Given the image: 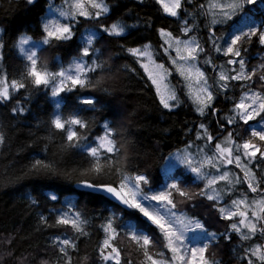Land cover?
I'll use <instances>...</instances> for the list:
<instances>
[{"label": "snow or ice", "instance_id": "obj_1", "mask_svg": "<svg viewBox=\"0 0 264 264\" xmlns=\"http://www.w3.org/2000/svg\"><path fill=\"white\" fill-rule=\"evenodd\" d=\"M28 5H35L38 0H26ZM142 2V0H141ZM163 10L172 17H179L181 10L186 15H191L186 4L192 0H156ZM261 4L264 7V0H208L207 11L202 15L210 17L208 40L216 53H223L228 57L225 64L232 67L226 68L225 64L217 65L211 58H206L204 63L211 66L216 72V79L209 84L205 71L198 66L199 56L204 52L195 36H188L191 26L181 29L186 38L174 36L171 32L159 29L163 37V53L175 71L183 78L187 87V95L195 105V110L204 116L206 110L217 114L220 110L214 107V101L219 94H226L233 86L232 82H241L239 86L245 89L232 109L233 115L225 117L224 122L218 120L221 128L226 125L240 126L248 125L251 129L247 139L241 137L242 143L233 139V132L227 131L223 140L219 135H214L201 122L196 132V139L203 140L204 144H196V151L193 153L189 144L183 150L170 154L180 165L185 166L196 178L203 181V187L199 192H192L181 187L175 177L168 170L170 183L165 184L159 190H154L150 185L149 177L138 170L124 169V153L122 149L127 143L122 137V127L111 125L109 122L103 124V134L91 135L93 121L73 111L64 116L61 109L63 94L73 93L79 88L100 89L107 92L103 87L106 79H111L109 61L102 58L100 48L94 46L97 38H121L130 27L117 18L111 23L101 20L109 12V6L105 0H62L56 5L48 0L47 12L39 17L38 28L39 38L33 40L29 35L21 34L15 42L14 47L26 61V73L20 79H9L7 74H0V101L12 99L13 92L24 89L27 94L33 90L46 89L50 91L56 111L48 121L49 136L59 135L61 152L76 150L81 153L87 167L79 170L61 168L56 161H45L36 159L30 166L28 174L46 176H63L65 178L78 175L80 178L75 182L83 189L91 193L111 198L126 209L135 210L146 221L151 222L162 235V241H156L146 234H138L131 228L124 232L130 242L140 251L143 257L142 264H215L206 257L209 242L215 240L216 234L209 233L205 225L197 218L189 217L179 212V202L191 201L197 195L214 201L213 207L222 220L228 221L229 232H234L241 241L250 242L243 247L240 256V264H264V169L259 172L253 170L249 165L252 161H264V126L260 129L252 127V122H264V73L257 76L256 68L247 70L243 52L244 45L254 41L264 45V22L256 23L249 15V7ZM200 9L205 8L204 4L199 5ZM243 17L239 27L230 34V39L221 44L224 40L223 34L217 36L213 27L233 21L234 17ZM87 22L80 34V45L78 54L74 56L67 67L59 66L55 71L49 70L47 62L42 60L39 53L43 46H55L73 39L76 35V25ZM187 24V20L184 21ZM125 48L124 45H120ZM4 44L0 43V50ZM136 63L144 70L149 80L155 86L159 103L164 109L171 110L176 106L177 93L173 87L168 85L167 78L171 75L163 63H157L153 58L150 45L142 47H126L125 49ZM174 53V55H172ZM88 58V59H85ZM3 59L0 51V60ZM128 67V65H124ZM264 68V64L260 66ZM101 70V75L94 79L90 73ZM219 69L217 72L216 70ZM255 78V79H254ZM255 85H259L256 90ZM59 98V99H57ZM78 105L88 106L92 110L97 109V100L91 96H77ZM25 108L19 100L11 109L14 114H23ZM59 130L53 132L52 129ZM202 130V131H201ZM247 132L248 129H245ZM91 136V138H90ZM119 137V140H118ZM5 142V135L0 131V145ZM212 145L209 155L205 148ZM115 161V166L113 162ZM228 165H234L240 169L243 175L230 173ZM208 166L215 169V173L204 171ZM223 169V170H222ZM231 176V178H230ZM107 177V179H106ZM225 181L228 185H247V191L253 194L251 199L247 192L240 193L238 198H233L230 204H221L223 195L216 185ZM147 186V188H146ZM232 191L231 188L228 189ZM51 201H56V195H49ZM33 204L38 201L32 200ZM66 210L50 209L55 214V222L50 227L57 225H70L79 235H87L83 226L88 223L83 218L82 212L73 203L65 206ZM116 214L105 217L100 224L104 238L98 244V254L104 264H122V250L119 247L118 238L121 237L120 225L116 223ZM40 221L47 224L46 218L41 215ZM229 232L223 233L224 239H231ZM192 233L189 237L187 234ZM201 233L206 234L210 239L201 241ZM166 248L170 256L165 252L158 251L157 244ZM55 245L61 254L62 264H72V257L69 249H76V240L67 236L55 238ZM123 264H132L130 259L124 260Z\"/></svg>", "mask_w": 264, "mask_h": 264}, {"label": "trees", "instance_id": "obj_2", "mask_svg": "<svg viewBox=\"0 0 264 264\" xmlns=\"http://www.w3.org/2000/svg\"><path fill=\"white\" fill-rule=\"evenodd\" d=\"M62 0H52L59 4ZM109 6V12L101 17L106 23H111L117 18L129 25L126 34L121 38H97L94 46L100 48L102 58L109 61L111 79H106L100 89L79 88L73 93L63 94L61 109L64 116L73 111L92 120L91 135L103 134V124L107 121L111 125L122 127V137L127 142L124 153V169L138 170L145 173L151 187L156 190L167 184L163 168L170 154L175 153L187 145L201 144L203 140L196 139L199 124L203 122L208 130L219 139L233 132V139L242 143L240 139L250 136L248 125H226L221 128L218 120L224 122V118L231 116L232 109L239 97L245 91L239 84L232 82V87L226 94L216 97L214 107L220 111L212 114L208 110L201 116L188 100L185 92L179 87L180 101L175 109H164L159 103L156 90L148 79L144 70L136 63L125 49L126 47H142L150 45L155 51L159 61L166 62L163 55V40L159 29L163 28L174 36L186 38L181 31L188 24H194L181 10L179 17L167 15L156 0H105ZM200 4H206V0H192L185 7L192 10L198 17L199 24L194 25V30L188 36H196L204 52L200 56L202 68L206 72L210 83L216 79V72L211 66L204 63L206 55L213 58L215 64L226 62L228 57L216 56L208 41L206 17L201 14ZM48 0H38L35 5H28L26 0H0V43L3 59L0 64V74H7L9 79H20L26 73V61L14 47L21 34L29 35L36 40L39 38V17L47 12ZM249 15L258 23L264 22V7L261 4L249 7ZM234 17L226 25L215 29L217 36L223 34L226 38L233 32L234 24L240 19ZM87 22L77 24L76 35L72 40L55 46L45 45L39 53L42 60L47 62L49 70L55 71L59 66H67L72 58L78 54L80 34L84 32ZM125 48H121L120 45ZM246 51L243 57L247 70L256 68L257 76L264 73V45L255 41L244 45ZM88 59V58H85ZM128 65V67H124ZM101 70L90 73L93 79L101 75ZM176 76H174V79ZM255 79V78H254ZM177 85H181L177 83ZM259 90V85H255ZM77 96H91L97 100V109L92 110L88 106L80 107ZM19 100L26 109L23 114H14L11 109L15 101ZM56 111L50 91L46 89L33 90L27 94L24 89L12 94L9 101H0V131L5 135V142L0 145V264H62L61 254L55 245L57 236L73 238L76 240V249H69L72 264H104L98 254V244L104 238L100 224L110 214H116V223L120 225L121 237L118 238L119 247L122 250V264L130 259L132 264H142L143 257L137 247L124 236V232L131 228L138 234L149 235L156 241H162L159 229L135 210L126 209L124 206L110 201V199L86 192L78 188L75 182L80 177L72 175L46 176L44 174H28L31 164L36 159L56 161L58 166L71 169L86 168L87 162L84 156L76 150L61 152L59 145L61 138L55 135L51 140L49 136L48 121ZM259 118L252 124L260 123ZM245 129H248L246 132ZM53 132L59 130L52 129ZM202 131V130H201ZM91 138V136H90ZM119 140V137H118ZM258 159L252 161L254 170L259 172L264 169V161ZM115 166V161L113 162ZM175 175L179 179L181 187L192 192H199L203 182H195V179L185 168ZM239 175L242 173L238 170ZM107 179V177H106ZM147 188V186H146ZM239 192H247L249 197L256 196L247 191V185L238 186ZM56 195L57 200L51 201L49 195ZM38 201L33 204L32 200ZM73 203L82 212L83 218L88 223L83 226L87 235H79L70 225H53L55 214L50 209L66 210L65 206ZM214 201L197 195L191 201L183 202L180 208L199 219L209 233H215L216 239L211 240L206 251V256L215 264H240V256L243 247L249 242L241 241L235 233L229 232L228 221L222 220ZM43 215L47 224L40 221ZM229 232L231 239H224L223 233ZM202 241L208 236L201 233ZM158 251H163L167 256L170 253L166 248L157 244Z\"/></svg>", "mask_w": 264, "mask_h": 264}, {"label": "rangeland", "instance_id": "obj_3", "mask_svg": "<svg viewBox=\"0 0 264 264\" xmlns=\"http://www.w3.org/2000/svg\"><path fill=\"white\" fill-rule=\"evenodd\" d=\"M62 2V1H61ZM61 2L59 3V4H61ZM166 2H167V0H166ZM59 4H56V5H59ZM207 4H208V0H206V4H205V8H204V11H207ZM163 9V8H162ZM164 11V10H163ZM188 11L191 13V15H187V17L190 19V20H194V22H192V23H194V24H186L187 26H191V31H193L194 30V25L195 24H199V19H198V17H196L193 13H192V10H189L188 9ZM165 12V11H164ZM166 13V12H165ZM167 15H169L168 13H166ZM170 16V15H169ZM251 16V15H250ZM204 17H206V21H207V24L209 23V20H210V17L209 16H206V15H204ZM252 17V16H251ZM244 18L243 17H241L235 24H234V26H233V28H232V31H234L235 30V28L236 27H239L240 26V24H241V22H242V20H243ZM252 19L254 20V18L252 17ZM255 21V20H254ZM229 22V21H228ZM227 22V23H228ZM256 22V21H255ZM227 23H225V24H223V25H216V26H214L213 27V31L215 30V29H217L218 27H221V26H224V25H226ZM256 23H258V22H256ZM259 24V23H258ZM190 31V32H191ZM207 31H208V27H207ZM126 34V32L123 34V35H125ZM209 35H210V33H209V31H208V34H207V36L209 37ZM160 37H161V35H160ZM196 37V36H195ZM161 39L163 40V37H161ZM196 39L199 41V39L196 37ZM230 39V37L229 38H226L225 36H224V40L223 41H220V43L221 44H224V42L225 41H227V40H229ZM209 41V40H208ZM163 42H164V40H163ZM199 43H200V41H199ZM201 44V43H200ZM209 44H210V46H211V43H210V41H209ZM211 48H212V46H211ZM150 50L153 52V58L156 60V62L157 63H163L164 65H165V67L166 68H168L169 70H170V72H171V75L167 78V83H168V85L170 86V87H173L174 89H175V91H176V93H177V97H178V100L176 101V102H173V103H175L176 105H178V103H179V101H180V93H179V87L180 88H182L183 90H184V92H185V95H186V97L188 98V100L192 103V105L194 106V108H195V105L193 104V102H192V100L191 99H189V97H188V95H187V92H188V90H187V87H186V84H185V81L183 80V78L182 77H180V75L175 71V69H174V67L170 64V62L168 61V57L166 56V55H164V53H163V55L165 56V59H166V62L168 63V65L167 64H165L164 63V61H159L158 59H157V56H156V53H155V51L150 47ZM0 51H2V50H0ZM213 52H214V54L216 55V56H220V55H222V56H224L223 55V53L221 52V53H216L214 50H213ZM172 55H174V53H172ZM202 55V53L200 54V56ZM200 56H199V63H198V66L201 68V70L202 71H204V69L202 68V65H201V62H200ZM206 58H211L212 60H213V58L210 56V55H206V57H205V59ZM244 58V57H243ZM204 59V60H205ZM214 62V61H213ZM0 64H1V60H0ZM221 64H225V62L224 63H220V64H218V65H221ZM68 66V65H67ZM67 66H65V67H67ZM225 67L226 68H230V67H232V66H230V65H226L225 64ZM246 68H247V66H246ZM217 72L219 71V69H217L216 70ZM206 73V72H205ZM147 75V74H146ZM174 76H176V78L174 79ZM206 76H207V74H206ZM208 77V76H207ZM151 81V80H150ZM208 81H209V84H211L210 83V80H209V78H208ZM152 83V82H151ZM177 83H180L181 85H177ZM154 86V85H153ZM154 88H155V86H154ZM156 90V89H155ZM13 93H15V92H13ZM12 93V94H13ZM243 94V93H242ZM241 94V95H242ZM57 99H59V98H57ZM216 100V99H215ZM214 103H215V101H214ZM176 107H174V108H172V109H175ZM208 110H206V112H207ZM205 112V113H206ZM198 113V112H197ZM231 115H233V112H232V114ZM262 126H264V122H260V123H257V124H252V127H254V128H256V129H260ZM250 132H251V129H250ZM223 138L224 137H222L220 140H223ZM204 144V141H202V143L200 144V145H203ZM211 148H212V145H208L206 148H205V151L209 154V155H211L212 154V152H211ZM183 149H185V148H183ZM183 149H181V150H183ZM190 151H192L193 153H195V151H196V148H195V145H193V147L190 149ZM176 153V152H175ZM250 167H252L253 168V166H252V162H251V164L249 165ZM182 168H185L186 169V171L188 172V173H191L190 172V170L189 169H187L185 166H183V165H180L174 158H172L171 156L166 160V162H165V165H164V168H163V174H164V177H166L167 178V183H170L171 182V180L169 179V174H168V170L169 169H171L172 171H171V175H175V173L176 174H179V173H177L179 170H184V169H182ZM227 169L230 171V173H235V174H238V170L240 171V169H237V168H235V166L234 165H228L227 166ZM223 170V169H222ZM253 170H254V168H253ZM185 171V170H184ZM204 171H206V172H210V173H215V169H212V168H210V167H208V166H206L205 167V169H204ZM255 171V170H254ZM241 172V171H240ZM191 175L193 176V178L195 179V182H200V180H198L197 178H196V176H195V174H193V173H191ZM241 175H243V174H241ZM175 177V179H176V181L179 183V178L177 177V176H174ZM230 178H231V176H230ZM179 179V180H178ZM201 182H203V181H201ZM238 186L239 185H235L234 187L232 186V185H228L227 184V182H225V181H221V182H219L217 185H216V187H217V189L218 190H220L221 192H222V195H223V200L221 201V204L222 205H224V204H230V201H231V199H233V198H238L239 197V194H238V190H239V188H238ZM229 188H231L232 189V191H229L228 189ZM156 190H159V189H156ZM257 195V194H256ZM250 199L252 198V197H249ZM182 204L183 203H181V202H179V198H178V207H180V208H183V209H185L184 207H181L182 206ZM177 210L179 211V212H183L184 214H186L187 216H189V217H191V215L189 214V213H187L186 211H184V210H181V209H178L177 208ZM232 233H234V232H232ZM189 237L192 235V233H188L187 234ZM237 235V234H236ZM210 238L208 237L207 239H206V241L207 240H209ZM203 240V238H201V241ZM170 255H171V253H170ZM207 257V256H206ZM208 258V257H207ZM209 259V258H208Z\"/></svg>", "mask_w": 264, "mask_h": 264}, {"label": "water", "instance_id": "obj_4", "mask_svg": "<svg viewBox=\"0 0 264 264\" xmlns=\"http://www.w3.org/2000/svg\"><path fill=\"white\" fill-rule=\"evenodd\" d=\"M78 188L81 189V190H83V191H86V192H91L90 190L83 189V188H81V187H79V186H78ZM108 199H110V201H112V202H114V203L119 204L118 202H115V201H114L113 199H111V198H108Z\"/></svg>", "mask_w": 264, "mask_h": 264}, {"label": "flooded vegetation", "instance_id": "obj_5", "mask_svg": "<svg viewBox=\"0 0 264 264\" xmlns=\"http://www.w3.org/2000/svg\"><path fill=\"white\" fill-rule=\"evenodd\" d=\"M256 195V194H255ZM250 243V242H249ZM247 247V246H246Z\"/></svg>", "mask_w": 264, "mask_h": 264}]
</instances>
